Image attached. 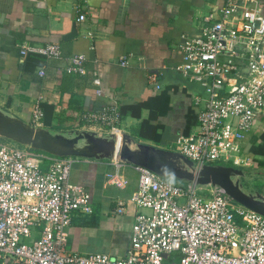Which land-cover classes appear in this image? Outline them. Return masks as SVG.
<instances>
[{"label":"built area","instance_id":"built-area-1","mask_svg":"<svg viewBox=\"0 0 264 264\" xmlns=\"http://www.w3.org/2000/svg\"><path fill=\"white\" fill-rule=\"evenodd\" d=\"M223 1L219 18L204 17L200 36L183 37V60L175 66L203 89L191 94L195 129L174 141V151L190 159L195 172L205 165L248 167L251 159L242 143L264 116L263 2ZM20 54L62 58L59 45L50 43L22 44ZM85 60L83 54L71 55L62 69L85 75ZM38 74L45 75L44 67ZM148 79L156 78L151 74ZM92 82L96 95H102L99 77ZM40 117L35 107L33 122ZM120 117L116 104L80 114L85 124H107L112 131ZM75 160L0 140V264H264V215L237 203L217 185L174 184L131 163L127 165L138 178L129 202L137 211L126 253L68 248L66 228L72 218L93 212L89 191L70 180ZM116 165L106 181L124 188L129 179L120 167L126 163ZM127 208L128 203L116 199L117 215Z\"/></svg>","mask_w":264,"mask_h":264},{"label":"crops","instance_id":"crops-1","mask_svg":"<svg viewBox=\"0 0 264 264\" xmlns=\"http://www.w3.org/2000/svg\"><path fill=\"white\" fill-rule=\"evenodd\" d=\"M223 4V0H0V109L52 132H124L132 136V147L144 143L171 150L180 134L195 129L191 94L203 93L200 85L175 69L183 60L180 45L183 37L201 35L205 16L219 18ZM49 43L59 45L61 59L20 54L22 44ZM76 54L86 57L85 75L62 69ZM41 67L44 76L38 74ZM151 74L155 81L148 79ZM94 76L101 82L100 96ZM111 104L121 115L115 130L107 124L99 130L81 121L82 112ZM138 104V115L121 112L124 106ZM35 107L41 112L37 123L32 119ZM189 111L195 118L188 126ZM242 150L251 159L245 169L263 177L264 116L246 133ZM74 157L70 180L89 191L93 212L72 218L66 228L68 248L124 255L137 211L129 202L137 173L127 163L121 166L129 182L117 188L106 181V173L118 169L115 160ZM117 198L128 203L120 215L114 211Z\"/></svg>","mask_w":264,"mask_h":264},{"label":"water","instance_id":"water-1","mask_svg":"<svg viewBox=\"0 0 264 264\" xmlns=\"http://www.w3.org/2000/svg\"><path fill=\"white\" fill-rule=\"evenodd\" d=\"M0 136L30 149L56 156L109 159L146 167L162 177L198 185H217L237 203L264 215V195L245 192L240 179L244 171L229 165H205L192 169V161L182 154L153 145L138 143L124 132L97 134L90 130L52 132L32 125L0 109Z\"/></svg>","mask_w":264,"mask_h":264},{"label":"rangeland","instance_id":"rangeland-1","mask_svg":"<svg viewBox=\"0 0 264 264\" xmlns=\"http://www.w3.org/2000/svg\"><path fill=\"white\" fill-rule=\"evenodd\" d=\"M0 140L3 141V142L14 143V144H16L17 146H19L21 148H27L24 145L15 143V142H13V141H11L9 139L3 138V137H0ZM171 150L174 151V147L171 146ZM245 168H241L244 171V176H242L241 179H240V182L242 184V189L245 192H254L255 191V192H259L260 194H264V176L263 177H259V176H257L254 173L253 170L245 169ZM168 179L174 184H183V183H185L184 181H181V180H178V179H175V178H168ZM118 253H122V252H118Z\"/></svg>","mask_w":264,"mask_h":264},{"label":"trees","instance_id":"trees-1","mask_svg":"<svg viewBox=\"0 0 264 264\" xmlns=\"http://www.w3.org/2000/svg\"><path fill=\"white\" fill-rule=\"evenodd\" d=\"M140 107H141L140 104H138V105H136V106H133V107H130V106H124V107L121 108V112L124 113V112H126L127 110H130V111H132V113L138 115V111H137V110H140ZM134 110H136V111H134ZM194 118H195V116H193V115L190 113V111H189V113H188V126L193 122ZM187 128H188V127H187ZM90 215H91V214H90ZM90 215H89V216H90ZM84 217H87V216H84Z\"/></svg>","mask_w":264,"mask_h":264}]
</instances>
